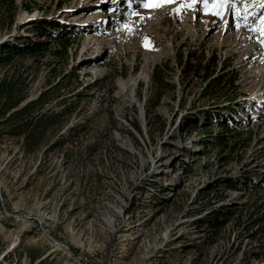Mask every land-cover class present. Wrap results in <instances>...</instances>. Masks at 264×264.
<instances>
[{
	"label": "rangeland",
	"instance_id": "obj_1",
	"mask_svg": "<svg viewBox=\"0 0 264 264\" xmlns=\"http://www.w3.org/2000/svg\"><path fill=\"white\" fill-rule=\"evenodd\" d=\"M147 2L0 0V47H50L0 79L19 69L27 102L50 89L46 110H72L34 154L0 132V264H264L262 227L246 220L264 212L262 0L221 16ZM219 77H236L235 101ZM209 119L238 137L215 127L228 141L207 147Z\"/></svg>",
	"mask_w": 264,
	"mask_h": 264
},
{
	"label": "trees",
	"instance_id": "obj_2",
	"mask_svg": "<svg viewBox=\"0 0 264 264\" xmlns=\"http://www.w3.org/2000/svg\"><path fill=\"white\" fill-rule=\"evenodd\" d=\"M10 1V6H13V0ZM11 18V17H10ZM55 41L60 45L54 48L52 55L54 57L60 58L67 55L68 49L71 47V39L67 36H62ZM42 43L35 44L33 46L27 47L25 49H19L17 47H0V65L10 66L18 58H22L24 55L31 57L32 59L44 58L48 53L50 47L42 46ZM187 62H184L186 66ZM190 65V64H189ZM188 65L189 70L191 66ZM209 65L204 64L203 66L199 64L196 68H193V73L201 72L204 75V80L209 79L212 75L209 72ZM194 69H196L194 71ZM188 70V71H189ZM187 71V73H188ZM23 74L19 69H13L9 72L7 76L0 79V132L5 136L13 139H22V144L20 146L21 152L25 155H30L37 153L38 150L43 146V141L45 137L50 133L54 134L58 131L63 124L59 121L60 119L69 117L72 113L71 109L63 108L59 113H55L51 110H46V105L49 103L48 94L49 90L39 94L36 99L28 101V95L24 89L25 79ZM164 78L155 74L153 76V82L157 89L165 87ZM73 81L76 83V86L79 87L80 83L77 82V76L73 77ZM237 81L236 77H219L215 78L211 84L217 87H221V84L224 85L225 92L221 93L222 98L227 101H235L234 92L236 90L235 82ZM230 89L229 92H227ZM161 98V93H156L155 101H158ZM219 117V116H217ZM223 121V119H222ZM217 123V122H216ZM234 122L231 123L221 122L220 126H216L213 120H207V124L202 127V132L205 134V143L207 147L226 145L228 138L223 135V133H214L213 129L215 127H221L229 129L230 132L235 133V138L238 137L237 128L233 127ZM139 130L138 128H136ZM226 211V210H225ZM222 212L220 215L222 219H226L230 213ZM264 211V210H263ZM242 212H239V216L236 219V222L240 223L243 219ZM263 216L260 218H255L253 220V215L249 214L246 218L247 226L254 227L257 225V229L262 227V234L264 232V212ZM221 222L216 221L213 224V229L217 230L222 227ZM260 224L262 226H260ZM264 249V242L262 243ZM264 252V250H263Z\"/></svg>",
	"mask_w": 264,
	"mask_h": 264
},
{
	"label": "snow or ice",
	"instance_id": "obj_3",
	"mask_svg": "<svg viewBox=\"0 0 264 264\" xmlns=\"http://www.w3.org/2000/svg\"><path fill=\"white\" fill-rule=\"evenodd\" d=\"M174 2L175 0H156V2L153 3L152 0H148L147 6L160 7L166 3H174ZM196 2L197 0H191V3L187 6L190 7L191 4H194ZM199 2L203 5L206 14H211L214 16H221L222 12L226 10L229 5L235 8L234 0H199ZM183 6L184 5H182V7ZM262 6H264V0H262ZM262 43H264V41H262Z\"/></svg>",
	"mask_w": 264,
	"mask_h": 264
},
{
	"label": "bare ground",
	"instance_id": "obj_4",
	"mask_svg": "<svg viewBox=\"0 0 264 264\" xmlns=\"http://www.w3.org/2000/svg\"><path fill=\"white\" fill-rule=\"evenodd\" d=\"M140 17H141V16H140ZM137 18H138V17H137ZM114 20H116V21H117V19H116V18H115ZM118 20H119V19H118ZM114 26H116V24H114ZM254 59H255V58H254ZM254 59H253V60H254ZM253 60H252V61H253Z\"/></svg>",
	"mask_w": 264,
	"mask_h": 264
}]
</instances>
